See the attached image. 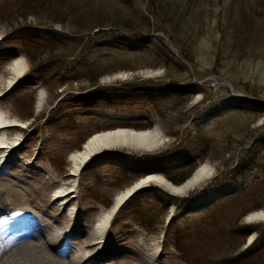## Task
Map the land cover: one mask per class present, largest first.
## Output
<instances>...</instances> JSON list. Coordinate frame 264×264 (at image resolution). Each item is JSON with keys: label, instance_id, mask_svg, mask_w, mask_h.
<instances>
[{"label": "rangeland", "instance_id": "obj_1", "mask_svg": "<svg viewBox=\"0 0 264 264\" xmlns=\"http://www.w3.org/2000/svg\"><path fill=\"white\" fill-rule=\"evenodd\" d=\"M127 1L132 2L137 14L151 15L149 34L136 36L122 29L91 41L86 32H80L85 38L75 52L74 42L62 41L61 33L70 37L77 33L76 15H67V10L58 14L54 12L56 6H48L47 10H29L26 17L18 18L12 3H2L6 5L4 19L12 18L4 22L0 15V108L11 118L25 122L24 127L10 129L9 133L21 142L16 150L17 163H22L20 169L30 171L25 180L32 186L24 189L15 185L11 190L16 192H1L0 200L9 198L11 207L20 209L30 199V206L36 210L33 212L39 214L37 223L31 225L47 223L44 211L52 209L50 194L70 172V154L81 150L90 136L106 127L145 130L158 126L167 139L160 149L146 153L123 145L84 165L76 192L68 199V207L78 211V221L69 231L74 236L70 244L85 249L86 231L102 210L111 206L118 193L149 174L167 178V172L189 166L191 177L198 167L208 163L214 168L211 179L185 197L154 183L135 193L112 223L104 248L107 258L102 263L193 264L183 257L180 237L188 241L194 236V224L241 184L242 164L251 160L255 150L264 149V144L255 142L264 137V0ZM104 9L108 14L122 15V21L133 10L110 4ZM37 35L58 44L63 42L64 50L50 52L44 51V46L36 47L44 45L32 41ZM29 43L34 60L27 55ZM19 55L26 59L27 73L9 84L14 78L10 64ZM59 55L65 56L59 60ZM51 57L52 62L47 59ZM90 60L103 65L113 63L109 64L113 67H139L105 74L97 85L86 79L59 80L63 67L67 71L68 66L79 62L84 68ZM40 88L46 91L42 107L37 104ZM142 123L151 126L134 127ZM258 153L264 156V150ZM250 173L245 174L253 176ZM0 177L9 178L1 170ZM252 212L238 223L264 226L263 221L248 220ZM52 224L42 225L43 238L48 241L42 248L53 255L54 248H66L68 238ZM23 231H17L11 243L20 247L0 246V264L7 258L32 254L25 241L37 239ZM249 232L246 244L237 252L258 235L254 229ZM156 244L162 248L158 256L152 257L149 251ZM73 247L69 250L71 257ZM53 256L65 261L71 258ZM80 264L101 262L87 260Z\"/></svg>", "mask_w": 264, "mask_h": 264}, {"label": "bare ground", "instance_id": "obj_2", "mask_svg": "<svg viewBox=\"0 0 264 264\" xmlns=\"http://www.w3.org/2000/svg\"><path fill=\"white\" fill-rule=\"evenodd\" d=\"M10 68L14 71V78L10 79L8 83L13 84L18 78H21L22 76L24 77L27 73V62L24 56L19 55V57L15 58V60L10 64ZM1 94L2 93L0 92V95ZM45 97L46 91L43 88H40L37 102L38 107H42L44 105ZM23 123L25 122L21 121L20 123V120L17 118H11L9 113L0 108V170L3 174L9 177H0V194L1 192L10 191L15 185L24 189H27L28 186H32L30 181L26 182L25 180L26 176H29L28 174L30 171L26 170L27 168L20 169L22 163H17V160L19 159L16 150L21 146V142L19 138L12 137L9 133L10 129H19L24 127ZM166 140L167 139L163 136V133L158 126L145 130L118 127L93 134L84 143L81 150L70 154V172L66 174L65 180L61 182L50 194V207L52 209H46V211H44V215H46L49 219L47 223H42V225L51 227L53 225L52 223H54L55 226H57V230L61 231L62 235H65V238H68L65 240L66 248H54L53 255L58 254L59 256L66 255L68 258L71 257V254L69 255V250H71L70 247H73V245L70 244V240L74 236H71L69 231H71L70 229L72 223L74 221H78V211L76 207H68L70 205V200L68 199L71 194L76 192L78 179L80 178L84 165H86V163H88V161L93 157H99L102 155L101 151L106 153V151H110V149L115 147L129 145L140 149L143 152L150 153L160 149L165 144ZM23 164L25 165V163ZM8 166L9 168L16 166V168L10 171L7 169ZM23 171H25L26 174ZM213 172L214 168L210 164H202L196 169L191 177L181 184H175L161 174H149L133 186L121 191L114 197L111 206L102 210L94 225L86 231L87 237L86 244L84 246L86 248L78 249V247L75 248L74 246L72 249L73 255L68 261L61 260L60 258H54L51 253L42 248L46 242L48 243V241L45 237L43 238V226L41 223L39 226L31 225L33 221H36L37 223V216L39 215L36 212H33L36 210L30 206L32 200L28 199L25 207L15 209L11 207L12 203L9 198L5 200L2 198L3 201L0 200V246L11 245L12 238L16 236L15 233L19 230H25L21 233L24 235H33V237L37 239L35 242L25 241L27 245L31 246L32 256L25 255L18 258L13 257L12 260L7 258L3 264H80L82 262H86L87 260H94V262L99 261L101 264L105 263V259L107 257L105 258L104 254H106V249L104 248H106V244L109 240L112 223L114 219H116L121 208L127 202V197L136 186H145L150 183H154L176 196L185 197L189 191L205 185L213 176ZM12 192L14 193L16 191ZM45 196H48V193H46ZM56 210L58 213H56ZM63 212L66 213L65 217H62ZM247 218L252 221L264 222V209H259L250 213ZM24 227L29 230L24 229ZM13 245H15V243ZM15 246L20 247L18 244ZM160 248H162L161 244H156L152 248V252L151 250L149 251L152 257L158 256L161 250ZM107 254L111 255V253ZM82 258L85 259L82 260ZM146 260L148 263L149 260Z\"/></svg>", "mask_w": 264, "mask_h": 264}, {"label": "trees", "instance_id": "obj_3", "mask_svg": "<svg viewBox=\"0 0 264 264\" xmlns=\"http://www.w3.org/2000/svg\"><path fill=\"white\" fill-rule=\"evenodd\" d=\"M8 1L16 10V17H26L29 10H47L46 7L56 6L55 13L61 14L67 10V15L70 13L76 15L75 27L77 33L70 35L63 34V40L70 39L74 42L75 52L82 44L84 36L81 33H87L89 40L96 39L105 33L119 32V30L128 31L134 33L136 36H144L149 34L152 29L151 15H145L143 13L137 14L131 1L127 0H1L0 1V15L4 22H9L12 18H5L4 11L6 5L2 6V3ZM107 2V3H106ZM110 4L117 8L126 9L129 8L130 14L125 16V20L122 21V15L108 14L104 7ZM15 5H18V9ZM68 8V9H67ZM20 10V11H19ZM23 10H26L25 12ZM65 14V13H64ZM29 30V28H28ZM53 34L59 33L53 31ZM70 34V33H68ZM42 37V40H41ZM40 39V40H38ZM46 40V41H43ZM32 41H36V44L42 41L44 45H36L38 48H43L44 51H59L64 50V44L59 43L51 38L48 39L45 36L37 35ZM114 43H120V41ZM28 43V42H27ZM106 44L102 45L105 46ZM129 45V44H127ZM112 48L114 44H107ZM48 47V49H47ZM87 47V46H86ZM27 55L34 60L35 55L30 52V43L28 45ZM137 48V47H135ZM36 50V49H31ZM43 51V52H44ZM83 51L85 49L83 48ZM80 51V54L82 55ZM42 52V53H43ZM65 55H59L58 59H62ZM68 56V55H67ZM70 56V54H69ZM52 62V57L47 58ZM46 59L44 60V62ZM108 63L104 64L97 62V60H90L85 67H81L79 62L67 67V71L62 68V76L60 81L86 79L90 83L97 85L102 76L108 73H112L118 69H136L139 66H110ZM149 123L135 124L134 127L139 129H145L150 127ZM114 127L109 126V128ZM108 129V127H106ZM256 144H264V137L257 139ZM247 145V143H246ZM264 150V149H262ZM253 152V157L248 163L242 164L241 171L244 174L242 176L241 184L235 187L229 194L222 197L221 201L217 202L216 207L205 215L204 218L198 220L193 228H191V238L184 240L183 237L179 239V248L183 253V257L187 262L193 264H264V226L262 225H240V221L244 215L248 212L259 210L264 208V156L258 151ZM256 172V170H259ZM250 170V171H249ZM251 172L253 176H249L245 173ZM192 173L191 167H183L175 173L167 172L166 176L169 180L176 184H180L190 177ZM171 197V196H170ZM187 200V199H186ZM183 200L181 202H184ZM175 202V200H174ZM235 206H240L235 210ZM250 229H254L258 232V235L254 241L247 246L244 250L237 252L247 242ZM224 248H226L224 250Z\"/></svg>", "mask_w": 264, "mask_h": 264}, {"label": "water", "instance_id": "obj_4", "mask_svg": "<svg viewBox=\"0 0 264 264\" xmlns=\"http://www.w3.org/2000/svg\"><path fill=\"white\" fill-rule=\"evenodd\" d=\"M104 153V151H101V154ZM93 163H97V161H93ZM149 185H138L134 188V190H132V192L129 194V196L127 197L126 200L130 199L135 193H137L139 190L148 187ZM173 194V193H171ZM174 195V194H173ZM171 220V218L169 219V221Z\"/></svg>", "mask_w": 264, "mask_h": 264}, {"label": "snow or ice", "instance_id": "obj_5", "mask_svg": "<svg viewBox=\"0 0 264 264\" xmlns=\"http://www.w3.org/2000/svg\"><path fill=\"white\" fill-rule=\"evenodd\" d=\"M249 219H251V218H249Z\"/></svg>", "mask_w": 264, "mask_h": 264}]
</instances>
